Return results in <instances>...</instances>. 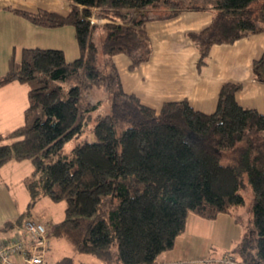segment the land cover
<instances>
[{"label": "trees", "instance_id": "trees-1", "mask_svg": "<svg viewBox=\"0 0 264 264\" xmlns=\"http://www.w3.org/2000/svg\"><path fill=\"white\" fill-rule=\"evenodd\" d=\"M67 14L38 9L14 10L42 27L72 25L79 55L65 58L60 48L24 47L10 57L0 86L27 85L24 123L0 133V168L8 161L29 160L25 186L32 202L39 195L64 201V217L49 236L63 237L75 248L106 264H157L170 249L192 212L204 218L231 212L251 194L253 228L231 252L239 264H264V113L239 104L240 82L221 84L212 112L187 99L164 101L158 109L125 91L113 61L125 54L129 69L149 59L145 31L149 18H169L203 9L199 0H67ZM211 21L188 32L206 63L215 44L264 31V0H213ZM140 11L130 21L133 11ZM162 14L150 16L152 11ZM92 16L107 21L90 22ZM100 35V49L95 36ZM264 53L253 60L256 79ZM76 78L66 91L51 81ZM102 88L108 111L82 99V91ZM84 139L62 155L75 136ZM6 140V142H2ZM21 223L20 217L17 219ZM116 249L112 250V245ZM54 264H72L63 257Z\"/></svg>", "mask_w": 264, "mask_h": 264}, {"label": "crops", "instance_id": "crops-1", "mask_svg": "<svg viewBox=\"0 0 264 264\" xmlns=\"http://www.w3.org/2000/svg\"><path fill=\"white\" fill-rule=\"evenodd\" d=\"M70 6L67 0H0V76L6 72L10 57L18 59L24 47L60 48L67 60L69 54L77 57L79 49L72 25L42 27L14 12L45 9L65 15ZM138 13L133 11L129 20ZM204 13L203 9L184 10L169 18L147 19L144 26L151 45L149 59L129 69L130 60L125 54L113 56L123 88L155 109L164 101L187 99L194 108L209 113L216 107L221 84L236 81L242 84L235 94L237 102L264 113V81L256 79L252 69L253 60L264 53V31L232 43L213 45L206 63L198 66V51L188 32L197 31L211 21L213 14ZM260 71L264 76V61ZM27 89L26 84L17 81L0 86V133L24 123ZM31 172L32 165L27 159L11 160L1 166L0 234L8 237L22 225L17 221L24 208L19 201L26 193L25 179ZM211 220L190 212L184 230L170 249L158 255L157 264H218L219 257L208 255L207 238L202 236L208 233ZM179 239L193 243L188 250H180L176 246ZM52 241L50 236L46 253L49 264L63 258L50 260ZM192 248L196 252H191Z\"/></svg>", "mask_w": 264, "mask_h": 264}, {"label": "rangeland", "instance_id": "rangeland-1", "mask_svg": "<svg viewBox=\"0 0 264 264\" xmlns=\"http://www.w3.org/2000/svg\"><path fill=\"white\" fill-rule=\"evenodd\" d=\"M203 7L204 14H213L215 8L213 6V0H199L197 2ZM162 14V11H152L149 15L154 16L155 14ZM133 12L131 13V15ZM203 14V15H204ZM206 16V15H205ZM95 23L102 24L105 20L104 18H98L95 16L91 17ZM95 42L97 47L100 49V35L95 36ZM69 59H73L74 56L71 54L68 55ZM76 78L65 79V80H54L51 81V87L60 86L64 91L68 89L71 85L78 84ZM82 99L86 102L95 103L97 107L91 111L92 119L89 121V124L85 128V136L90 138V129L94 123L93 116L96 113H104L108 111L109 99L108 95L102 88L92 87L90 89H84L82 91ZM84 133L79 136H75L69 140L61 152L62 155L72 156V148L81 142L85 137ZM3 143L6 140L2 141ZM26 193L24 197L19 201L23 204V212L20 217L21 223L26 219L31 220H40L42 223L48 227H53L64 217V201H52L46 195H39L36 197L35 201L32 202L31 196L26 188H24ZM241 193L244 197L243 204L234 207L231 212H221L218 213L216 219L211 220V225L208 228V233L202 235L207 238V247L206 251L211 257H220L224 253L234 252V248L237 247V243L243 236V234L249 229L253 228V223L251 220L252 211H251V194L249 189L243 188ZM204 234V233H203ZM6 235L0 234V238H5ZM52 237V256L50 255V260H55L59 257H70L73 264H106L101 259L89 254L78 251L75 246L63 237H57L51 235ZM190 241L179 239L176 242V246L180 250H188L191 246ZM197 243V242H196ZM203 245V243H202ZM116 249V244L112 245V250ZM203 249V248H202ZM201 249V250H202ZM196 252L193 248L191 252ZM199 251V250H198ZM203 251V250H202ZM187 254V253H186Z\"/></svg>", "mask_w": 264, "mask_h": 264}, {"label": "built area", "instance_id": "built-area-1", "mask_svg": "<svg viewBox=\"0 0 264 264\" xmlns=\"http://www.w3.org/2000/svg\"><path fill=\"white\" fill-rule=\"evenodd\" d=\"M90 22H94L92 18ZM50 236L45 225L37 220L26 219L19 230L0 238V264H49L46 253ZM218 264H239L231 253L217 258Z\"/></svg>", "mask_w": 264, "mask_h": 264}]
</instances>
